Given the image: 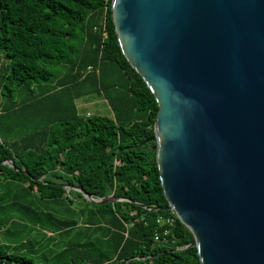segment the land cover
Listing matches in <instances>:
<instances>
[{"label":"trees","instance_id":"trees-1","mask_svg":"<svg viewBox=\"0 0 264 264\" xmlns=\"http://www.w3.org/2000/svg\"><path fill=\"white\" fill-rule=\"evenodd\" d=\"M110 5L0 0V264H200L189 229L156 209L158 106L119 48ZM88 96L106 111L81 113ZM66 184L121 200L93 203ZM16 212L36 237L29 222L8 234L25 223Z\"/></svg>","mask_w":264,"mask_h":264},{"label":"water","instance_id":"water-1","mask_svg":"<svg viewBox=\"0 0 264 264\" xmlns=\"http://www.w3.org/2000/svg\"><path fill=\"white\" fill-rule=\"evenodd\" d=\"M110 16L158 106L156 209L189 229L200 264H264V0H111Z\"/></svg>","mask_w":264,"mask_h":264},{"label":"rangeland","instance_id":"rangeland-1","mask_svg":"<svg viewBox=\"0 0 264 264\" xmlns=\"http://www.w3.org/2000/svg\"><path fill=\"white\" fill-rule=\"evenodd\" d=\"M0 54H1V52H0ZM78 106H79V110L81 113H83L85 111L89 112V113H93V112L96 113V112H105L107 105L101 98L95 99L91 96H88V97H86L85 100H79ZM75 203L76 202L74 201L73 205H75ZM14 215L15 216H13L12 219H14L15 221L25 222V223H23L24 228H22L23 224L13 223L12 225H9V227L7 226V229H9L8 234L11 235V233H12L13 237L24 235V234L28 233V231H29V230H26L25 228L30 229L31 228L30 224H31V225H33V227H32V232H30V234H29V237L34 238L38 235L37 233H38L39 227H38V225H36V223L34 221H32V223L29 222L28 220L20 217V215H18L17 212L14 213ZM0 217H1V215H0ZM27 222H29L30 224ZM3 234L5 235V232L2 233V231H1L0 241L6 242L7 240L5 239Z\"/></svg>","mask_w":264,"mask_h":264},{"label":"built area","instance_id":"built-area-1","mask_svg":"<svg viewBox=\"0 0 264 264\" xmlns=\"http://www.w3.org/2000/svg\"><path fill=\"white\" fill-rule=\"evenodd\" d=\"M87 114H89V113H87ZM157 224H158L159 227L164 226V228L162 229V234L166 235V234H168L171 231V229H172V227L174 225V217L171 216V215L159 216L157 218ZM154 238H155V240H159L160 239V233H159L158 230L155 232Z\"/></svg>","mask_w":264,"mask_h":264}]
</instances>
